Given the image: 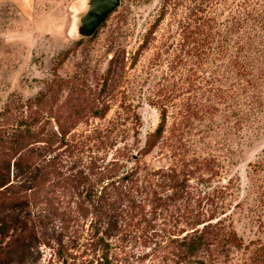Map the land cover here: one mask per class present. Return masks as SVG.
Returning a JSON list of instances; mask_svg holds the SVG:
<instances>
[{
	"label": "rangeland",
	"instance_id": "obj_1",
	"mask_svg": "<svg viewBox=\"0 0 264 264\" xmlns=\"http://www.w3.org/2000/svg\"><path fill=\"white\" fill-rule=\"evenodd\" d=\"M81 1L0 0V113L9 110L0 129L27 118L39 139L61 133L70 145L45 153L37 144L38 162L56 158L63 174L45 182L38 206L81 201L91 162L108 176L138 168L148 180L161 170L166 206L147 204L146 220L111 237L110 264H264V26L238 21L245 2L264 11V0H121L92 38L77 39ZM202 11L213 19L206 41L189 34ZM249 34L258 36L251 47ZM162 115L164 133L143 155ZM11 172L15 181L40 177L13 163ZM174 173L178 198L168 183ZM59 218L45 217L49 240L11 264H62L53 241ZM70 224L79 238L70 264H96L84 246L90 218ZM204 226L203 246L180 254L179 241Z\"/></svg>",
	"mask_w": 264,
	"mask_h": 264
},
{
	"label": "trees",
	"instance_id": "obj_2",
	"mask_svg": "<svg viewBox=\"0 0 264 264\" xmlns=\"http://www.w3.org/2000/svg\"><path fill=\"white\" fill-rule=\"evenodd\" d=\"M170 2H165V10ZM244 4L246 6L239 13L238 21L245 24V27H263L264 11L255 9L246 2ZM165 10L158 19L159 22L164 17ZM198 13L194 14L198 17L196 18L198 20H193L198 25L194 29L196 32L189 34L202 36L206 41L213 37V26L211 24L213 19L208 17V13L205 14L204 11ZM189 26L190 24L186 22L183 27L184 32L190 28ZM151 33L152 31L149 32L148 36ZM189 34L184 35L187 37ZM245 39L251 47L258 36L257 34L251 36L249 34ZM199 48L203 52L204 48L201 46ZM252 49H255V47L253 46ZM4 112L9 113V110L6 109ZM3 113H0V117L7 115ZM164 130L165 118L162 115L161 123L156 131L150 135L146 147L141 151L143 155L156 146ZM60 135L61 137H58L56 133H52L39 139L32 123L27 118L10 123V126L0 129V264H11L16 258L19 262H23L34 243L39 242V239L42 240L39 242L40 244L44 240H49L51 235L47 233L49 228L45 217H61L58 219L59 225L57 226L59 236L57 235V239H53V241L57 245L56 254L62 259V264H70L71 260L75 261V256L70 253V249L72 245L73 247L77 245L74 241H78L79 238L70 235L72 233L71 221L73 222L74 219L86 221L89 218L90 224L84 237V246L87 250L93 252L94 256L99 257L95 260L96 264H110L109 252L112 242L109 240H111V237L121 233L123 228H126L125 223L133 225V222L137 224L138 219H141V221L146 220V217H148L147 204L153 206V212H157L159 208L162 209L166 206V198L169 197L161 195L157 190L162 188L163 185L162 177L165 174L163 171H154L152 178L157 180L154 184L152 178L147 180L141 178L142 176L139 177L140 169L138 168H133L122 176H120V171L117 173L118 175L108 176L107 173L98 171L103 166L91 162L88 170L81 175L85 184L83 191L80 193L82 196L81 201L74 203V205L69 204L66 208L49 206L48 212L43 209L44 207H39L42 186L50 179L51 175L56 174L62 177L63 174L60 171L61 164L57 162L56 158L52 160L40 159L41 161L38 162L37 144H45V153L54 151L53 147L57 143L69 148L70 145L66 136L61 133ZM12 163L15 170L29 173L33 169L35 173L38 171L40 177H36L33 173V176L26 178L24 181L12 180ZM113 167L119 169L118 165H113ZM72 177L76 176H67V179H74ZM171 177L168 183L172 189V195L178 198L180 196L178 192L180 190L183 192V189L178 175L174 173ZM73 188L76 189V187ZM18 208H21V214L24 211L28 213H25L23 217H20L21 214H16L15 217H5V215L13 213ZM35 208H37L36 211H34ZM31 213L34 214L30 215ZM55 225L53 226L55 227ZM206 228L204 226L202 231L197 229L193 231L191 237L179 241L176 246L180 254L190 255L202 247ZM149 240L152 243L154 242L153 239ZM155 247L157 248L156 252L159 251L161 248L160 243H156ZM84 252L86 253V251ZM99 252L102 253L100 256H98ZM151 264L157 263L152 261Z\"/></svg>",
	"mask_w": 264,
	"mask_h": 264
},
{
	"label": "water",
	"instance_id": "obj_3",
	"mask_svg": "<svg viewBox=\"0 0 264 264\" xmlns=\"http://www.w3.org/2000/svg\"><path fill=\"white\" fill-rule=\"evenodd\" d=\"M121 0H82L84 14L77 18L73 34L77 39L92 38L120 6Z\"/></svg>",
	"mask_w": 264,
	"mask_h": 264
}]
</instances>
